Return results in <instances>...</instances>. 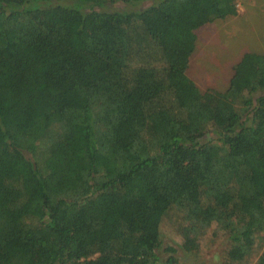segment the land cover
<instances>
[{"label":"trees","instance_id":"obj_1","mask_svg":"<svg viewBox=\"0 0 264 264\" xmlns=\"http://www.w3.org/2000/svg\"><path fill=\"white\" fill-rule=\"evenodd\" d=\"M232 15L234 0H0V264H176L172 209L185 251L213 223L251 251L264 53L223 92L186 74L195 31Z\"/></svg>","mask_w":264,"mask_h":264},{"label":"rangeland","instance_id":"obj_2","mask_svg":"<svg viewBox=\"0 0 264 264\" xmlns=\"http://www.w3.org/2000/svg\"><path fill=\"white\" fill-rule=\"evenodd\" d=\"M234 1L236 15L214 20L195 31V50L186 74L201 92L225 91L235 65L245 54L264 53V0ZM141 6L117 3L108 7L134 11ZM205 137L217 138L212 128ZM181 223V214L172 209L160 225L163 248L174 249L176 264H262L264 232L257 236L250 252L242 253L238 245L228 239L229 234L221 230L219 224L213 223L197 237V249L185 251L179 232ZM167 257L168 253L162 252L159 264H163Z\"/></svg>","mask_w":264,"mask_h":264}]
</instances>
